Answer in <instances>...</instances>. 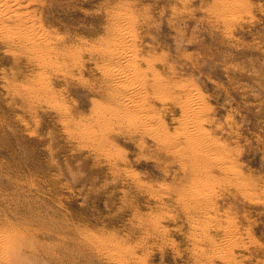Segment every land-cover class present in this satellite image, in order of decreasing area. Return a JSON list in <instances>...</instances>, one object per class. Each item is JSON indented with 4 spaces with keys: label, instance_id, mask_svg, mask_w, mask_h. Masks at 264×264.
Wrapping results in <instances>:
<instances>
[{
    "label": "rangeland",
    "instance_id": "obj_1",
    "mask_svg": "<svg viewBox=\"0 0 264 264\" xmlns=\"http://www.w3.org/2000/svg\"><path fill=\"white\" fill-rule=\"evenodd\" d=\"M30 9L0 33V264H264V0ZM202 129L224 167L194 157Z\"/></svg>",
    "mask_w": 264,
    "mask_h": 264
},
{
    "label": "bare ground",
    "instance_id": "obj_2",
    "mask_svg": "<svg viewBox=\"0 0 264 264\" xmlns=\"http://www.w3.org/2000/svg\"><path fill=\"white\" fill-rule=\"evenodd\" d=\"M31 2L32 0H0V33H4L9 37H14L25 31H36L34 28L30 29V25L35 21L33 17L34 14L30 9ZM126 29L128 30V36L121 37L117 41L118 47L127 53L125 61L122 62L120 66L119 74L121 76V85L125 87V89L133 91L134 94H132L135 101H137V108L144 109L146 106L145 101L147 100L146 90L149 89L151 82L142 75L136 65L137 58L133 53L135 50V33H133L134 31L131 26H127ZM140 125L141 128L147 132L155 130L148 121L141 122ZM198 126H201L200 122ZM200 132L202 139H192L191 143L194 157L200 161L203 160L208 169L217 165L218 162L221 163L222 166L226 165L228 160L225 151L214 146L216 142L211 140L212 138H210L205 130L202 129ZM208 147H211V150L204 151V149ZM206 190V187H204V189L202 187L200 190H194L193 198L195 201H201L200 196L203 197L202 200H206L209 194Z\"/></svg>",
    "mask_w": 264,
    "mask_h": 264
}]
</instances>
